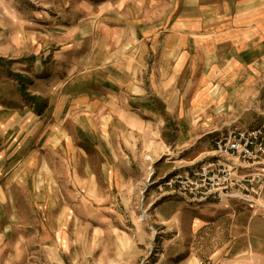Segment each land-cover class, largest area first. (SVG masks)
Here are the masks:
<instances>
[{"label": "crops", "instance_id": "0c3cea01", "mask_svg": "<svg viewBox=\"0 0 264 264\" xmlns=\"http://www.w3.org/2000/svg\"><path fill=\"white\" fill-rule=\"evenodd\" d=\"M62 6L53 20L6 16L2 4L0 40L11 41L0 55H33L46 80L27 106L0 110V208L19 223L37 209L33 196L43 214L54 211L53 191L82 200L94 240L115 255L108 264H148L153 250L149 264H264V195L253 208L146 190L190 172L227 130L262 122L264 0ZM16 89L6 99L14 106Z\"/></svg>", "mask_w": 264, "mask_h": 264}, {"label": "rangeland", "instance_id": "374dc122", "mask_svg": "<svg viewBox=\"0 0 264 264\" xmlns=\"http://www.w3.org/2000/svg\"><path fill=\"white\" fill-rule=\"evenodd\" d=\"M63 1L68 0H0V11L2 12V4H4L6 16L12 15L16 10L24 17L29 14L40 16L47 14L55 20V17L61 14L63 10ZM46 3L51 6L45 7L44 4ZM8 41L11 40H0V43L5 42L4 45L7 46ZM37 41L40 43L44 39L41 41L37 39ZM4 54L0 55V82L5 80L4 87H0V110H15L19 108V105L22 107L27 106L29 98L41 92V88L45 86L43 82L46 79L36 72V62L33 55L24 54L17 57L13 56V53ZM41 63L46 68L49 62L45 63L42 57ZM7 83L18 89L16 95L19 101L16 106L12 102H8V96L13 93H11L12 87L8 86ZM7 98L8 101H6ZM0 132L2 131L0 130ZM2 146L4 147L3 144ZM19 170V174H23L24 170L26 172L27 169L22 167ZM170 176L171 174L165 176V178ZM161 180H158V182ZM34 184L40 185L38 181H35ZM56 185L67 187L66 183H56ZM150 187H154L153 180L146 182V190ZM143 196L145 195L143 194ZM20 197L21 200L24 199L23 194ZM1 198L4 199L0 196V200ZM32 200L37 205V209L34 210L33 215L26 214L23 216L25 221L19 223L12 221L13 214L7 211L8 208H0V214L3 215L0 216L4 219L0 221V264H108L110 255L112 256L111 261L115 259L113 252H109L108 246H100L98 241L94 240L93 215L88 213L87 207H84L83 211L82 206L78 204V201L82 202V200L75 198H67L66 200L64 195L60 196L59 193L53 191L46 199L54 208L53 213L50 214L42 213V205H39L40 200L38 198L33 196ZM137 201L141 202V199ZM64 202L69 208L66 210L67 214L61 216L59 214L61 207L58 206H62ZM84 203H86V200H84ZM139 215V212H137L136 216ZM19 217L23 219L21 214H19ZM143 219L144 216L141 217V220ZM46 223H49L51 230L48 229ZM46 227L48 230H46ZM60 227L63 228L60 230ZM153 254L154 250L148 257V264L153 260ZM100 258L102 262H99Z\"/></svg>", "mask_w": 264, "mask_h": 264}, {"label": "built area", "instance_id": "2783aa9c", "mask_svg": "<svg viewBox=\"0 0 264 264\" xmlns=\"http://www.w3.org/2000/svg\"><path fill=\"white\" fill-rule=\"evenodd\" d=\"M260 115L263 120L254 129L232 128L219 135L212 143L210 155L190 172L174 173L154 182L156 193L198 204L222 205L234 201L262 208L264 99Z\"/></svg>", "mask_w": 264, "mask_h": 264}]
</instances>
